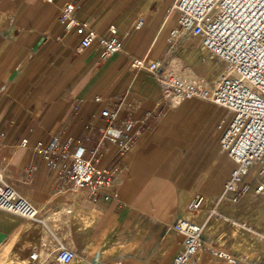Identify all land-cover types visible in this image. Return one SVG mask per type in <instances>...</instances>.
Returning a JSON list of instances; mask_svg holds the SVG:
<instances>
[{
    "label": "crops",
    "instance_id": "obj_1",
    "mask_svg": "<svg viewBox=\"0 0 264 264\" xmlns=\"http://www.w3.org/2000/svg\"><path fill=\"white\" fill-rule=\"evenodd\" d=\"M71 2L75 17L99 36L109 37L115 25L123 49L103 59L100 41L82 48L88 28L67 30L60 21ZM174 3L0 0V172L40 210L35 220L0 210V264H30L33 252L44 264H61L60 243L89 264H171L183 245L172 225L185 217L205 224L195 264H264V232L238 208L239 217L227 211L245 192L237 201L225 199L219 216L208 219L236 167L220 150L231 118L226 109L196 97L163 109L157 79L131 67L134 58L162 60L182 78L216 84L226 63L199 35L180 29ZM175 28L179 36L171 41ZM110 110L134 122L135 144L125 154L102 139ZM56 135L68 153L52 155L58 166L50 168L36 147ZM78 147L85 158L98 150L100 168L120 169L116 186L97 199L88 189L72 190L60 176ZM259 169L247 177L255 189ZM198 193L205 200L191 214L188 205ZM216 251L229 252L233 261Z\"/></svg>",
    "mask_w": 264,
    "mask_h": 264
},
{
    "label": "built area",
    "instance_id": "obj_2",
    "mask_svg": "<svg viewBox=\"0 0 264 264\" xmlns=\"http://www.w3.org/2000/svg\"><path fill=\"white\" fill-rule=\"evenodd\" d=\"M46 1L51 3L54 0ZM75 9L73 2L63 7L61 23L67 30L88 28L87 23L75 17ZM172 10L181 30L199 35L202 45L226 63L216 84L210 86L202 79L182 78L162 60L134 58L131 67L146 69L157 79L163 90V109L178 107L184 100L196 97L223 107L231 117L223 127L220 150L235 161L236 167L209 219L219 216L217 207L225 199H239L245 192L247 177L257 166L260 168V180L255 192L264 194V0H175ZM142 24L139 21L135 27L139 29ZM110 33L109 37H101L94 29L88 28L81 47L88 48L98 40L103 48L102 58L107 59L123 49L115 25L110 27ZM178 36L179 29H172L170 40L175 41ZM105 120V127L100 129L102 139H109L117 145L120 154L130 151L135 144V136L131 134L134 122L120 119L116 110L107 111ZM36 150L44 154L50 168H56L57 162L51 156L68 153V145H63L56 135L47 144L37 146ZM97 151L93 152L91 158H85L84 148L78 147L71 154V162L60 171V176L71 184L72 190L88 189L95 199L103 189L115 187L120 174L119 167L110 171L100 168ZM204 200V195L196 194L188 205L189 212L194 214L200 211ZM0 210L30 220L39 219L38 207L6 183L1 172ZM204 227L205 224H198L192 217L175 221L172 228L183 236V245L171 264H195L204 243ZM216 253L227 262L233 261L227 251ZM38 256L33 252V262L30 264H44L38 260ZM76 258L77 253L73 249L59 244L56 259L61 264H70Z\"/></svg>",
    "mask_w": 264,
    "mask_h": 264
},
{
    "label": "rangeland",
    "instance_id": "obj_3",
    "mask_svg": "<svg viewBox=\"0 0 264 264\" xmlns=\"http://www.w3.org/2000/svg\"><path fill=\"white\" fill-rule=\"evenodd\" d=\"M255 181L251 179L247 185H245V194L242 198L240 204H236L231 208H227L228 214L237 216V212L234 210L238 208L240 214L239 216H244L248 219L255 227H257L261 232H264V195L255 193ZM237 216V217H239ZM250 258L254 257L255 254H248ZM81 258L76 259L70 264H82ZM89 264V263H85Z\"/></svg>",
    "mask_w": 264,
    "mask_h": 264
},
{
    "label": "bare ground",
    "instance_id": "obj_4",
    "mask_svg": "<svg viewBox=\"0 0 264 264\" xmlns=\"http://www.w3.org/2000/svg\"><path fill=\"white\" fill-rule=\"evenodd\" d=\"M85 263H87V262H84V263H82V264H85Z\"/></svg>",
    "mask_w": 264,
    "mask_h": 264
}]
</instances>
